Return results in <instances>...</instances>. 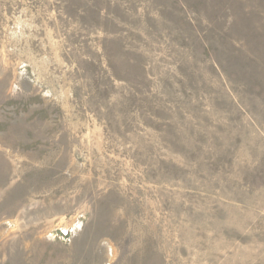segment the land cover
Instances as JSON below:
<instances>
[{
	"label": "rangeland",
	"instance_id": "rangeland-1",
	"mask_svg": "<svg viewBox=\"0 0 264 264\" xmlns=\"http://www.w3.org/2000/svg\"><path fill=\"white\" fill-rule=\"evenodd\" d=\"M0 264H264V0H0Z\"/></svg>",
	"mask_w": 264,
	"mask_h": 264
}]
</instances>
